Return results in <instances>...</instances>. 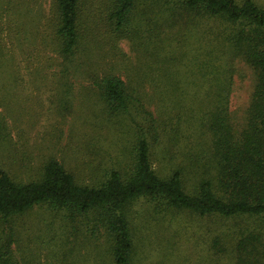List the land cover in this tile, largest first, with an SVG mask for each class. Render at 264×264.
Wrapping results in <instances>:
<instances>
[{"label": "rangeland", "instance_id": "374dc122", "mask_svg": "<svg viewBox=\"0 0 264 264\" xmlns=\"http://www.w3.org/2000/svg\"><path fill=\"white\" fill-rule=\"evenodd\" d=\"M83 1L89 32L76 56V71L68 77L71 89L59 102L62 88L52 74L56 61L50 48L54 0H0V167L16 181H26L39 174L44 159L54 157L88 185L102 183L116 159L126 162L125 171L131 168L136 144L132 121L106 113L87 76L109 72L129 88H141L146 99L151 96L163 129L151 144L152 167L165 177L181 169L184 188L191 192L211 174L205 169L214 173L198 128L205 95L221 90L227 96L237 134L245 123L253 71L230 54L220 19L188 14L163 27L168 13L138 0L137 13L148 9L144 17L132 15L124 35L108 42V24L100 22L95 6L100 0ZM252 1L264 9V0ZM40 61L50 67L43 68ZM129 218V264H234L239 236L259 232L264 244L262 219L199 217L148 199L136 201ZM74 226L78 231L65 213L41 206L15 219L0 217V237L14 230L16 264H113L103 236H90L84 223Z\"/></svg>", "mask_w": 264, "mask_h": 264}, {"label": "trees", "instance_id": "16d2710c", "mask_svg": "<svg viewBox=\"0 0 264 264\" xmlns=\"http://www.w3.org/2000/svg\"><path fill=\"white\" fill-rule=\"evenodd\" d=\"M137 2H97L99 20L104 26L108 24L109 39L106 41L122 37L132 15L144 17L148 9L137 13L140 11ZM145 2L168 13L163 27L169 22L186 19L188 14L220 19L225 25L220 34L230 54L243 61L254 73L245 123L239 133L234 131L228 98L222 96L221 90L213 96L207 93L208 101L200 107L202 115L198 128L208 145L214 173L205 169L211 174L208 178H201L191 192L184 188L181 169H173L166 177L158 175L151 163V144L158 141L157 130L163 131L161 112L156 107L151 108L152 98L148 95L146 99L141 88H129L123 79L109 72L101 75L90 72L87 76L106 113L124 115L132 121L136 144L131 168L125 171L126 162L116 159L102 183L88 185L79 182L74 173L54 157L44 159L39 174L26 181H16L0 167V217L15 219L41 206L65 213L74 231H78L74 224L84 223L90 231L85 232L90 236H103L109 242L113 264H129L133 247L129 210L140 199L161 201L167 209L199 217L264 220V9L252 0L239 3L236 0ZM54 7L50 48L56 63L52 74L62 88L59 102H63L66 100L64 94L72 86L68 77L76 71V56L80 55L89 28L82 18L83 0H54ZM112 35L116 37H110ZM39 64L43 68L50 67L41 61ZM45 77L43 74L42 82ZM138 116L140 118L136 121ZM140 119L144 124H140ZM2 129L0 126V131ZM13 234L14 230L10 229L0 237V264H16L14 259L12 261ZM260 235L251 231L239 236L233 250L234 264H264V244Z\"/></svg>", "mask_w": 264, "mask_h": 264}]
</instances>
